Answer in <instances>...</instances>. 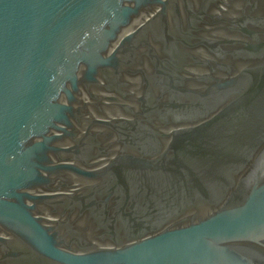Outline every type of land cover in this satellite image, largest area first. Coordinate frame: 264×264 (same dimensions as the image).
I'll return each instance as SVG.
<instances>
[{
  "label": "water",
  "instance_id": "water-1",
  "mask_svg": "<svg viewBox=\"0 0 264 264\" xmlns=\"http://www.w3.org/2000/svg\"><path fill=\"white\" fill-rule=\"evenodd\" d=\"M0 264H264V0H0Z\"/></svg>",
  "mask_w": 264,
  "mask_h": 264
}]
</instances>
